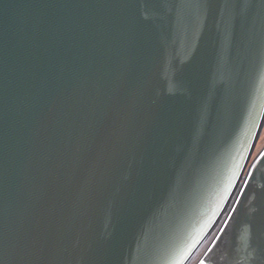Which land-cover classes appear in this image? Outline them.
Segmentation results:
<instances>
[{
  "label": "water",
  "instance_id": "1",
  "mask_svg": "<svg viewBox=\"0 0 264 264\" xmlns=\"http://www.w3.org/2000/svg\"><path fill=\"white\" fill-rule=\"evenodd\" d=\"M264 0H0V264H264Z\"/></svg>",
  "mask_w": 264,
  "mask_h": 264
},
{
  "label": "rangeland",
  "instance_id": "2",
  "mask_svg": "<svg viewBox=\"0 0 264 264\" xmlns=\"http://www.w3.org/2000/svg\"><path fill=\"white\" fill-rule=\"evenodd\" d=\"M263 142H264V128H263V130H262L261 133H260V137H259L258 142H257V145H256L257 148H256V150H255V152H254L253 158H254V156L256 155V153L258 152L259 148L261 147L260 145H261Z\"/></svg>",
  "mask_w": 264,
  "mask_h": 264
}]
</instances>
